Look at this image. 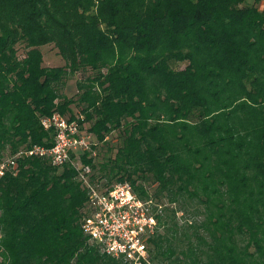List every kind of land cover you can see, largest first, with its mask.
Here are the masks:
<instances>
[{
    "label": "trees",
    "instance_id": "obj_1",
    "mask_svg": "<svg viewBox=\"0 0 264 264\" xmlns=\"http://www.w3.org/2000/svg\"><path fill=\"white\" fill-rule=\"evenodd\" d=\"M50 45L64 65H44ZM54 113L95 138L96 156L81 154L95 184L154 201L150 264H264L257 1L0 0V159L52 146L41 122ZM19 162L0 181V264H130L84 231L74 167Z\"/></svg>",
    "mask_w": 264,
    "mask_h": 264
},
{
    "label": "built area",
    "instance_id": "obj_2",
    "mask_svg": "<svg viewBox=\"0 0 264 264\" xmlns=\"http://www.w3.org/2000/svg\"><path fill=\"white\" fill-rule=\"evenodd\" d=\"M41 123L45 130L55 131L53 145L21 148L1 158L0 181L9 173L17 175L19 161L24 158L45 159L59 168L70 164L88 192V213L82 223L90 240L100 245L106 254L130 264H150L147 240L159 229L152 211L154 201L142 200L128 182L103 189L92 181L91 167L83 162L81 154L89 152L96 156L93 149L96 142L81 130L78 119L69 120L54 113L44 117ZM158 209L160 212L162 206Z\"/></svg>",
    "mask_w": 264,
    "mask_h": 264
},
{
    "label": "rangeland",
    "instance_id": "obj_3",
    "mask_svg": "<svg viewBox=\"0 0 264 264\" xmlns=\"http://www.w3.org/2000/svg\"><path fill=\"white\" fill-rule=\"evenodd\" d=\"M257 1V6L259 7L260 10H264V0H247L248 4H254ZM20 56L23 57L24 52L22 48L19 50ZM43 53H44V65L45 66H50V67H57V66H62L65 64V61L62 59V57L59 55L57 49L50 45L46 46L43 48ZM184 67V66H182ZM79 76L77 74L73 75L71 74L68 79V86L66 88V94L69 97L75 96L77 94V81H78ZM77 114H81L80 109H76ZM81 116V115H80ZM118 133L114 132L113 134L109 135L108 139L109 141L115 145L117 144ZM93 141L95 142V138L92 136ZM181 216V214H179Z\"/></svg>",
    "mask_w": 264,
    "mask_h": 264
}]
</instances>
